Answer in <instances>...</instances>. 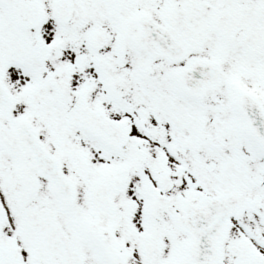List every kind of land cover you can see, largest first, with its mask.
<instances>
[{
    "label": "snow or ice",
    "instance_id": "1",
    "mask_svg": "<svg viewBox=\"0 0 264 264\" xmlns=\"http://www.w3.org/2000/svg\"><path fill=\"white\" fill-rule=\"evenodd\" d=\"M0 264H264V0H0Z\"/></svg>",
    "mask_w": 264,
    "mask_h": 264
}]
</instances>
